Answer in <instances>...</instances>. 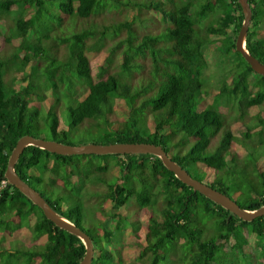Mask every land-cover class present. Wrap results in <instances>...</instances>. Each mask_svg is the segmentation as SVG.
I'll return each mask as SVG.
<instances>
[{
  "label": "trees",
  "instance_id": "trees-1",
  "mask_svg": "<svg viewBox=\"0 0 264 264\" xmlns=\"http://www.w3.org/2000/svg\"><path fill=\"white\" fill-rule=\"evenodd\" d=\"M175 1L0 0V187L7 182L0 191V231L14 235L30 222L34 240L46 237L42 247L20 248L2 264H35L37 260L39 264H81L86 256L80 238L48 220L6 179L19 140L38 138L43 107L57 143L70 146L67 140L85 121L103 119L104 145L161 146L195 179L229 196L243 209L254 212L264 207V77L236 50L244 21L239 0H183L181 6ZM249 3L253 18L246 49L264 64V0ZM13 8L17 10L15 18ZM120 8L139 14L133 23L107 24L104 14ZM157 13L164 23L154 30L164 32L165 39L144 23L146 17L154 19ZM208 19L211 23L200 29V23ZM137 21L147 26L148 32L136 30ZM67 25H74L77 33H62L59 43H53V52L48 51L44 42H52L53 33ZM212 37L221 38L225 53H235L238 62L232 83L224 82L213 102L205 104L201 78L210 65L205 49L216 43ZM110 41L114 46L109 49ZM108 50L106 63L95 69L93 58ZM8 51L10 57H3ZM118 58L122 59L120 66L115 62ZM15 60H20L21 69L13 73L8 65ZM10 72L15 76L7 84L5 77ZM206 89L207 98L211 90ZM49 91L55 96L52 106L46 105ZM63 95L73 101L67 106L68 130H61L57 110ZM231 101L245 127L239 138L221 111L222 105ZM116 105L126 113V120L118 124L110 118ZM254 110L259 112L257 118L251 114ZM178 134L182 140L175 146L170 138ZM190 145L187 154L174 153L175 147L182 151ZM236 146L245 154H238ZM111 157L117 158L113 164ZM100 158L105 165L96 164ZM199 164L206 170L203 180L207 183L187 169ZM116 169L119 174L112 183L108 174ZM15 170L56 215L88 234L95 251L92 264H122L123 253L114 240L124 231L118 212L128 205L135 210L128 220L133 216L137 220L131 229L133 245L139 251L136 264H264V217L252 222L240 219L183 184L157 156H60L30 146L19 157ZM88 183L104 187L95 193H102L99 197L110 200L117 211L100 208L104 218H97V227L90 229L83 227V204H72L74 192L87 193ZM143 215L148 226L141 242L138 232Z\"/></svg>",
  "mask_w": 264,
  "mask_h": 264
},
{
  "label": "rangeland",
  "instance_id": "rangeland-1",
  "mask_svg": "<svg viewBox=\"0 0 264 264\" xmlns=\"http://www.w3.org/2000/svg\"><path fill=\"white\" fill-rule=\"evenodd\" d=\"M59 2H64L66 0H58ZM176 6H181L182 4H184L185 2L183 0H176ZM139 13L138 11L129 13L128 10L125 9H119V10H111L109 12H107L106 14H104V20L107 24L109 25H114L116 26L117 24L123 22V21H129V22H134V17L137 16ZM146 16V14H143ZM17 16V10L16 8H13V18H15ZM53 17V16H52ZM45 19H49L50 16H45ZM154 21V22H153ZM57 22V21H55ZM164 23L163 19L161 18L160 14H156L154 16V19L152 18H148L146 17L144 20L145 25H149L148 28H151V30H159L160 29V24L159 23ZM210 24L211 20H203L200 25L199 28H203L206 24ZM208 24V25H209ZM143 26L141 24V21H137L136 23V30H139L140 32H142L143 34L148 32L147 26ZM57 27V26H56ZM200 28V29H201ZM75 26L74 25H67L66 28H61L60 32H54L53 33V41L52 42H44V46L48 51H52L54 50V46L53 43H59V37L62 35V33L68 35L70 34H74L77 33V31H75ZM141 33V34H142ZM154 33L163 36L162 38L165 39L164 37V32L160 31V32H156L154 30ZM264 34V32L262 33ZM213 40L216 41L215 44H213L211 47H207V49H205V52L207 53V57L209 60V69L204 72L203 76H202V81L204 83V90H202V94L204 97V103L205 104H210L213 102L214 97L220 92V89L223 85L224 82L231 84L232 83V78L234 73L236 72V63L238 62V57L235 53H231L229 55H227L225 52V49H223L221 47V43H222V39L221 38H215L212 37ZM15 44L18 45L19 42L15 41ZM2 46L4 49L6 48V45L4 44V42H2ZM109 49L110 47L114 46V41H110L109 44ZM163 54H168L167 51L163 50L162 52ZM16 54V52L14 53V55ZM9 55V56H8ZM11 55V52L8 51V53L6 52L5 55H3V57L5 58H9ZM110 56V50H108L105 54L100 55L98 57H94L93 59V65L95 67V69H97L99 66L104 65L106 62V59ZM22 58V57H20ZM115 62L120 66L122 63V59L118 58L115 59ZM19 63L20 60H15V62H12L11 64L8 65V71H12L13 73H16L17 71H20V67H19ZM148 65L150 66V62H147ZM34 66H36V63H33ZM28 72L32 71V68H28L26 69ZM171 70L173 72H175L174 68H171ZM12 72H10L8 74V76L5 77V81L7 84H10L12 80V78L15 76V74H13ZM138 72L140 73L141 71L138 70ZM40 73H38L39 75ZM154 76H155V72H154ZM20 77V75L17 76V78ZM22 84V83H21ZM211 90V94L206 98V93H207V89L209 88ZM86 93V92H85ZM49 99L46 100V105L47 106H52V99L55 98V96L53 95L52 91L47 92ZM62 95V94H61ZM63 102L62 105H60L57 110L59 113V117H60V121H61V130H68L69 129V112L67 110V106L72 104L73 101L71 100V97L62 96ZM224 100H226L225 98H223ZM223 99L220 100L223 101ZM34 103H36V99L33 100ZM198 105V109H201L200 105ZM221 111L224 112L228 117V122L233 124V131L235 136L242 137V135L245 132V127L241 124V122L238 120V109H237V105L235 102L231 101L230 103H228V105H222L221 107ZM46 107H43V110L41 112V116H40V126L39 129L36 131V135L38 136V138L36 139H44L47 141H54L53 140V136L51 134V131L49 129V124L46 121ZM254 118H257L259 112L258 111H252L251 113ZM264 115V114H263ZM111 120L113 123L118 124L119 122H124L126 120V113H125V109L121 108L120 106L116 105L115 106V110H114V115H111ZM105 121L103 119L95 121V120H87L85 121L83 126L78 127L72 134V136H70V138L67 140L68 143L70 144V146H74V147H80V146H87V145H104V134H105ZM99 125H101V127H99ZM150 127L152 128V123L150 122ZM93 128V129H92ZM182 140V136L180 134L170 138V141L175 144V146L177 145V143H179ZM191 145L187 146L185 148L182 149V151L178 148L175 147L174 149V153L175 154H187L190 151ZM236 151L238 152V154H245L244 151L242 149H240L239 146L235 147ZM181 151V152H180ZM116 157H111L109 159V162H111L113 164L114 161H116ZM106 161L100 159H97L96 164H102L105 165ZM204 167H202L201 164H199V166L197 167H192V166H187V169L196 177H198L199 179H201L203 182H206V180H203L204 175L206 170H202ZM113 169V168H112ZM201 169V170H200ZM119 174V170H111L109 175V179L110 182L115 183L116 182V178ZM117 175V176H116ZM78 179V177H77ZM207 183V182H206ZM104 187L98 185V184H94V183H88L85 187V191L84 193L81 194H77L76 192H74V201H72V204L76 203H82L83 204V213L85 215V219L83 222V227L86 229H90V227H97L98 222H97V218H104V215H102L101 211L99 210L100 208H104L107 212L110 213H117V211H115L113 209V203L108 200V201H103L102 197L100 198V194L102 193H95L97 190H104ZM70 190H73L74 187L73 185L70 186L69 188ZM57 192H59V189H56ZM96 196H95V195ZM126 206L125 208L121 209L118 213L120 214L118 216L117 220H121V225L122 228L124 229L123 234H119L115 237V244L118 245L119 249L122 250L123 253V261L122 264H136L139 263V261H137V256L139 254V251L136 247H134L133 243H134V235L132 234V230L133 229V222L135 221L137 223L136 217H131L130 220H128L127 216H131L135 213L134 207L133 206ZM18 222V219H15V222ZM33 222V220H32ZM134 222V223H135ZM140 222L142 224V228L139 230L138 234L139 236L142 238L141 242H144V235H145V229L148 226V219L146 216H142L140 219ZM30 223V222H29ZM26 223L24 225V228L22 230H20L19 232H16L14 235H10L9 233L6 232H2L0 231V253H4L3 255H5L4 257L0 258V264L3 263L2 260H5L7 258H9V255L11 253H14L16 250H19L20 248H33L34 246H39L42 247L45 242H46V237L40 238L38 240H34L31 232L29 230L28 224ZM31 224V223H30ZM6 233V234H4ZM170 259V258H169ZM170 261L172 262V259H170ZM40 260H37L35 262V264H39ZM173 263V262H172ZM19 264H21V262H19ZM162 264H167L166 262H162Z\"/></svg>",
  "mask_w": 264,
  "mask_h": 264
},
{
  "label": "water",
  "instance_id": "water-1",
  "mask_svg": "<svg viewBox=\"0 0 264 264\" xmlns=\"http://www.w3.org/2000/svg\"><path fill=\"white\" fill-rule=\"evenodd\" d=\"M239 4L242 8L244 21L236 40V50L243 56L247 63L252 67L254 72L264 77V64L251 56L246 49V39L253 18L251 5L249 3V0H239ZM30 146L37 147L46 150L49 153L57 154L60 156H105L135 154L154 155L159 157L162 160L164 166L170 172H172L176 176V178L183 184L202 194L215 204H218L224 209L230 211L240 219L246 222H252L257 218L264 217V207L254 212L243 209L229 196L195 179L188 171L183 169L182 166L174 162L161 146H156L153 144H92L87 146L74 147L63 145L55 141H47L44 139H36L32 136H25L19 140L16 148L11 155L6 172V179L10 185L16 187L27 197H29L30 200L43 211L45 217L48 220L53 222L60 229L66 230L70 234L77 236L83 241L86 246L87 252L81 264H92L93 262L95 251L91 238L81 228L56 215V213L50 209L49 205L41 196V194L36 189L24 182L16 173V162L25 151V149Z\"/></svg>",
  "mask_w": 264,
  "mask_h": 264
},
{
  "label": "built area",
  "instance_id": "built-area-1",
  "mask_svg": "<svg viewBox=\"0 0 264 264\" xmlns=\"http://www.w3.org/2000/svg\"><path fill=\"white\" fill-rule=\"evenodd\" d=\"M7 186V182L3 181L0 187V191Z\"/></svg>",
  "mask_w": 264,
  "mask_h": 264
}]
</instances>
